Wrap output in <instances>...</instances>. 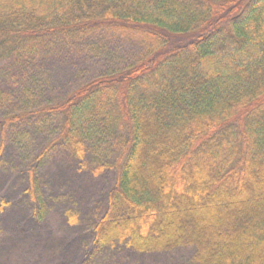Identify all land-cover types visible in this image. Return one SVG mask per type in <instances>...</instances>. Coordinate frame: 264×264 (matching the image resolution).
I'll return each instance as SVG.
<instances>
[{
    "label": "trees",
    "instance_id": "obj_1",
    "mask_svg": "<svg viewBox=\"0 0 264 264\" xmlns=\"http://www.w3.org/2000/svg\"><path fill=\"white\" fill-rule=\"evenodd\" d=\"M107 33L140 54L35 114L60 117L44 153L60 147L77 175L90 148L116 151L91 171L114 179L85 203H99L86 253L192 247V264H264V0H0V60ZM12 203L0 192V220Z\"/></svg>",
    "mask_w": 264,
    "mask_h": 264
},
{
    "label": "rangeland",
    "instance_id": "obj_2",
    "mask_svg": "<svg viewBox=\"0 0 264 264\" xmlns=\"http://www.w3.org/2000/svg\"><path fill=\"white\" fill-rule=\"evenodd\" d=\"M52 45L36 58L0 60V119L31 114L0 126V192L13 202L0 220V264H192V247L138 253L118 244L86 253L99 203H85L103 195L114 179L109 168L95 176L91 171L114 159L116 151L110 142L90 148L86 168L77 175L60 147L53 144L44 153L60 117L35 114L80 81L136 58L141 50L135 40L117 33ZM30 179L42 195L40 218L32 217L33 202L25 192ZM73 212L79 215L78 227L66 224Z\"/></svg>",
    "mask_w": 264,
    "mask_h": 264
}]
</instances>
